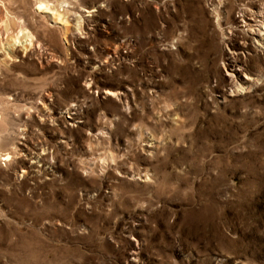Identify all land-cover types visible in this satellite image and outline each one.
<instances>
[{"label":"rangeland","instance_id":"rangeland-1","mask_svg":"<svg viewBox=\"0 0 264 264\" xmlns=\"http://www.w3.org/2000/svg\"><path fill=\"white\" fill-rule=\"evenodd\" d=\"M38 1L0 0V264H264V0Z\"/></svg>","mask_w":264,"mask_h":264},{"label":"bare ground","instance_id":"bare-ground-1","mask_svg":"<svg viewBox=\"0 0 264 264\" xmlns=\"http://www.w3.org/2000/svg\"><path fill=\"white\" fill-rule=\"evenodd\" d=\"M251 8L254 9V11H256V14L255 15H249L245 11H243L242 12L241 22L240 23H243L248 28V32L253 33V32H255V28H257L256 26H259L258 25L259 23L261 25L264 24L262 21L261 22L258 21L259 16L264 13V10L262 8H260L259 10H255L254 7H251ZM35 11H36L37 14H39V17H41V18H43V16H41V14L57 15L58 16V17L56 16L57 17V20H58L57 21V24L64 25L65 23H67V21L64 20L63 16L57 14V12L54 9H52V7H51V5L49 4L48 1L39 0L38 3L36 4ZM56 17H54V18H56ZM74 17H75V19H78L79 18L78 19V22H80L83 19L81 15H78L76 13L74 14ZM24 22H25V25L21 27L20 33L22 34V36H24V34H27V37L30 38V37H32V34L25 27L26 26V21H24ZM78 22H77V26L80 27V28H82V23H79L78 24ZM259 32H260V30H259ZM1 36L2 35L0 33V39L2 38ZM19 39L20 38L17 39L18 40L17 42H19ZM25 42H27V40ZM105 95H107L109 97H113V96L116 95V93L115 92H112L110 90H107L105 92ZM39 105H43V103L40 102ZM0 119H2L1 113H0ZM39 121H41V124H44L45 125V123H47L48 121H51V117L50 116L48 117L47 115H42V116H40ZM20 145H23V146H25L28 149L27 144L20 143ZM47 151H48V149L45 146L41 145L38 150L37 149H34V151L33 150L32 151L31 150H28L27 152L25 150L24 152H25V154L26 153L28 154L27 156L30 159V161H29L30 164H37V163H40L44 159V158H42L41 155L46 156V152ZM22 155H23L22 152L20 154L17 151L7 152L5 154V157H6L5 161L6 162L7 161L8 162H12V161L20 158ZM23 173L26 174V173H28V171L27 170H23Z\"/></svg>","mask_w":264,"mask_h":264}]
</instances>
